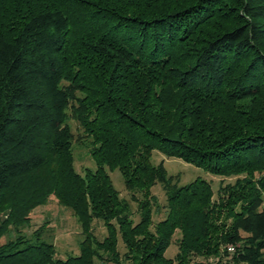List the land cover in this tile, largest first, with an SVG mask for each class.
Wrapping results in <instances>:
<instances>
[{"label": "trees", "instance_id": "trees-1", "mask_svg": "<svg viewBox=\"0 0 264 264\" xmlns=\"http://www.w3.org/2000/svg\"><path fill=\"white\" fill-rule=\"evenodd\" d=\"M69 111L90 138L83 175ZM155 149L244 176L214 199L203 177L172 184ZM157 183L166 213L151 228ZM262 193L264 0H0V237L14 231L0 264H118L119 237L135 264H264ZM50 195L80 222L77 254L19 229Z\"/></svg>", "mask_w": 264, "mask_h": 264}, {"label": "rangeland", "instance_id": "rangeland-1", "mask_svg": "<svg viewBox=\"0 0 264 264\" xmlns=\"http://www.w3.org/2000/svg\"><path fill=\"white\" fill-rule=\"evenodd\" d=\"M76 93V92H75ZM68 125L73 134L72 142V157L73 167L80 173L84 174L86 169H94L95 162L92 159L90 149V138L83 136L82 130L79 127L77 121L71 116V112L68 114ZM163 161V165L166 171V175L171 177L172 184L184 185L196 177H203L208 180L213 189V198H217V192L219 188H226L224 192L228 191L230 186H234L235 180L244 176L242 173H234L227 175H213L207 172L205 169L196 167L190 163L185 162L178 157H167L158 150L152 151L151 161L157 164ZM260 172H255L252 177L256 178ZM109 175L112 182L119 193L121 198H126L129 201L131 210L134 212L135 220L138 219V213L136 211V203L130 200V192L124 187L123 177L118 168L109 171ZM152 194L156 197V205L153 206L152 211V224L162 219L166 213V195L162 188V185L157 183L152 188ZM264 197V193H262ZM224 213V210H223ZM3 215L0 214V219ZM224 214L219 217L222 219ZM41 228V238L48 240L54 244V249L57 257L65 258L71 254H77L79 252V244L84 238L83 229L81 228L78 218L72 214V212L63 206L55 195H50L47 203L38 205L30 210L27 214V221L24 225H20L19 229L25 235L32 237V233ZM90 229L100 240L107 235V230L102 220L93 218L91 221ZM14 235V231L5 232L0 237V244L8 241ZM179 237V231L176 230L173 235V240ZM117 250L119 251V257L116 261L118 264H135V261L126 255V248L124 247L120 237L118 239ZM178 247L175 241L171 242L169 247L165 250L164 256L166 258H173L177 254ZM99 254L102 257L107 256V252L99 250ZM209 257L207 262L205 259L197 258L194 264H214ZM95 264H115L113 262L95 260Z\"/></svg>", "mask_w": 264, "mask_h": 264}]
</instances>
